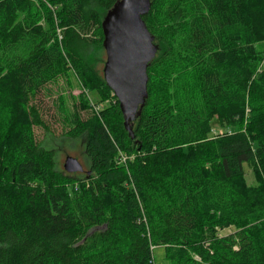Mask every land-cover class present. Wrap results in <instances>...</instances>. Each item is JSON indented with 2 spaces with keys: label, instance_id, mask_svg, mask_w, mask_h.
Returning <instances> with one entry per match:
<instances>
[{
  "label": "trees",
  "instance_id": "1",
  "mask_svg": "<svg viewBox=\"0 0 264 264\" xmlns=\"http://www.w3.org/2000/svg\"><path fill=\"white\" fill-rule=\"evenodd\" d=\"M118 1L0 0V264H264V0H152L134 137L100 68ZM61 79L86 175L37 138Z\"/></svg>",
  "mask_w": 264,
  "mask_h": 264
},
{
  "label": "water",
  "instance_id": "2",
  "mask_svg": "<svg viewBox=\"0 0 264 264\" xmlns=\"http://www.w3.org/2000/svg\"><path fill=\"white\" fill-rule=\"evenodd\" d=\"M151 7L152 0H119L102 23L107 55L104 77L119 101L125 128L132 137L130 123L142 114L149 97L148 69L159 50L144 20ZM64 169L71 174L84 172L83 164L72 156L66 158Z\"/></svg>",
  "mask_w": 264,
  "mask_h": 264
},
{
  "label": "rangeland",
  "instance_id": "3",
  "mask_svg": "<svg viewBox=\"0 0 264 264\" xmlns=\"http://www.w3.org/2000/svg\"><path fill=\"white\" fill-rule=\"evenodd\" d=\"M104 59L106 62L107 55L105 51ZM105 63L101 64L100 68L103 72ZM78 82L73 80L74 89L68 87L67 83L61 79L59 84L52 87L54 94L48 96L46 94L40 97V103L45 116V120L51 125L52 134H47L44 130L37 129L36 134L39 141L44 142L50 148H54L56 151L57 162L60 169L64 170V164L68 156L77 158L83 166L86 167V174L89 173V166L85 156L84 140L83 139H69L64 136V128L61 122L60 115L57 114V111L54 107V101L57 96L61 93H65L66 97L72 94L77 96L81 92V88L77 84ZM93 101H97V95H92ZM69 105L72 106L73 100L68 99ZM246 176L249 184H255V175L248 165H245ZM83 174V175H86ZM80 176V175H79ZM77 176V177H79ZM232 232V229H227L221 232V234H228Z\"/></svg>",
  "mask_w": 264,
  "mask_h": 264
},
{
  "label": "flooded vegetation",
  "instance_id": "4",
  "mask_svg": "<svg viewBox=\"0 0 264 264\" xmlns=\"http://www.w3.org/2000/svg\"><path fill=\"white\" fill-rule=\"evenodd\" d=\"M87 170H86V167L84 166V172L82 173H76L77 175H83V174H86Z\"/></svg>",
  "mask_w": 264,
  "mask_h": 264
},
{
  "label": "built area",
  "instance_id": "5",
  "mask_svg": "<svg viewBox=\"0 0 264 264\" xmlns=\"http://www.w3.org/2000/svg\"><path fill=\"white\" fill-rule=\"evenodd\" d=\"M97 109H99V108H97ZM126 157H121V160H120V162H122V163H124V162H126Z\"/></svg>",
  "mask_w": 264,
  "mask_h": 264
}]
</instances>
